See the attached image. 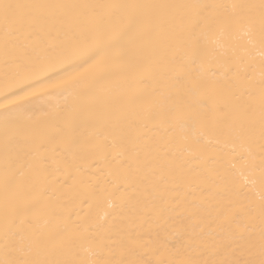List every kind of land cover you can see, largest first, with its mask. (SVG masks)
<instances>
[{
  "label": "snow or ice",
  "instance_id": "1",
  "mask_svg": "<svg viewBox=\"0 0 264 264\" xmlns=\"http://www.w3.org/2000/svg\"><path fill=\"white\" fill-rule=\"evenodd\" d=\"M0 264H264V0H0Z\"/></svg>",
  "mask_w": 264,
  "mask_h": 264
}]
</instances>
